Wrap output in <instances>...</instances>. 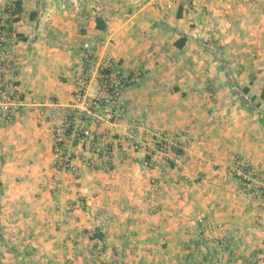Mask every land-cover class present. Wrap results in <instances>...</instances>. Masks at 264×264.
<instances>
[{"label":"crops","instance_id":"obj_1","mask_svg":"<svg viewBox=\"0 0 264 264\" xmlns=\"http://www.w3.org/2000/svg\"><path fill=\"white\" fill-rule=\"evenodd\" d=\"M10 1L21 11L4 45L19 62L24 109L0 122V205L23 212L17 225L38 264H212L222 236L256 244L248 258L264 250V202L229 172L236 158L264 179V0ZM85 43L96 63L141 79L122 93L117 121L95 111L88 146L68 149L67 172L53 166L54 135L87 74ZM212 50L226 54L217 53L224 66ZM238 50L247 56L233 59ZM97 89L91 73L87 97ZM161 133L177 154L132 148V135ZM89 159L95 170L83 166ZM90 232L101 238L85 239Z\"/></svg>","mask_w":264,"mask_h":264},{"label":"built area","instance_id":"obj_2","mask_svg":"<svg viewBox=\"0 0 264 264\" xmlns=\"http://www.w3.org/2000/svg\"><path fill=\"white\" fill-rule=\"evenodd\" d=\"M146 3L149 0H137ZM14 2L8 1L0 9V122L10 124L18 117L24 109L20 94L16 91L19 62L4 45V38L8 34V24L13 15ZM94 45L85 43L82 46V57L87 68L86 73L75 82L74 102L71 113L66 115L60 128L55 132L53 144V166L57 170L73 172L75 171L74 158L69 153L71 145L79 147L88 146L91 139V131L88 121L94 116L95 111H102L107 115L109 122L117 121L125 112V102L122 93L140 82L141 74L129 77L119 69L117 63L112 60H105L96 63L94 57ZM92 71V72H91ZM91 73L96 74L98 89L92 98L86 95L87 79ZM136 130L146 131L142 121L134 123ZM132 148L140 150L151 146L157 153L168 155L171 148H176L170 141L169 135L161 133L151 135L147 141H140L135 135L130 137ZM107 157L103 154L102 157ZM100 157V156H99ZM98 159H103L102 157ZM150 155L144 160L145 167L151 166ZM104 162V161H103ZM83 166L88 170L96 169L94 160L83 161ZM231 177L239 184L243 193L255 196L264 202V179L257 171L234 158L230 169ZM83 205L80 201L79 206ZM203 224L202 220L198 221Z\"/></svg>","mask_w":264,"mask_h":264},{"label":"rangeland","instance_id":"obj_3","mask_svg":"<svg viewBox=\"0 0 264 264\" xmlns=\"http://www.w3.org/2000/svg\"><path fill=\"white\" fill-rule=\"evenodd\" d=\"M217 53L219 55L222 54L224 58H227L226 54L222 52V50L218 51ZM244 53L246 52H242L240 50L233 51L230 56L233 59H236L237 57L240 59L241 54L242 56H247ZM2 196L3 194L1 193L0 202L2 201ZM247 197H249V195ZM1 208L2 206L0 205V264H38V262H36L37 260L35 259L36 256H34V253H32L35 251V249L26 244L25 238L21 236L23 232L26 234L25 230L19 228V225H22V221H24L22 217L19 216L23 212L18 211L17 215L10 217L11 213L8 212V214H6L3 210H1ZM7 215L9 216L8 219L5 218ZM56 228L59 230L60 227L57 226ZM93 234L94 232H90L89 234L84 233V238L89 239ZM230 235L231 232H228L227 236ZM20 239L22 240L21 242ZM257 247L258 246L256 244L254 245L250 239L249 242L244 241L239 243H231V240H228L226 236H222V238H213L212 256L216 255L215 260H217V262L215 263L212 261V264H264V254H262L264 250H262V252L257 256L254 255L250 258L246 256L249 251H257ZM100 251L101 249H97V253H100ZM242 251L243 253L245 252V254H241ZM237 254L243 256H238Z\"/></svg>","mask_w":264,"mask_h":264},{"label":"trees","instance_id":"obj_4","mask_svg":"<svg viewBox=\"0 0 264 264\" xmlns=\"http://www.w3.org/2000/svg\"><path fill=\"white\" fill-rule=\"evenodd\" d=\"M20 6H19V3H16V2H14V10H13V15H16L17 17L16 18H14V19H11L10 20V22L11 23H14V22H16L17 20H18V16H19V14H20ZM20 38V37H19ZM212 54H214L215 56H216V59L218 60V61H220V63L222 64V66H224V63H223V61H222V59L220 58V56L217 54V52L215 51V50H212ZM129 77H131L130 75H129ZM238 91L241 93V95H243V96H245L247 93H248V89L247 88H241V89H238ZM261 98H264V92L262 93V95H261ZM251 100H253V99H251ZM242 102H244V99L242 98ZM245 103V102H244ZM174 151L176 154L179 152L178 150H176V149H174V148H171V151ZM91 238H93V239H99V238H101V235L100 234H98V233H94L92 236H91Z\"/></svg>","mask_w":264,"mask_h":264}]
</instances>
